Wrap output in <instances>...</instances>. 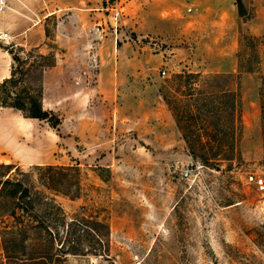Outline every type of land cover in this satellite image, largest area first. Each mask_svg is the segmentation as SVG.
Wrapping results in <instances>:
<instances>
[{"label":"rangeland","instance_id":"374dc122","mask_svg":"<svg viewBox=\"0 0 264 264\" xmlns=\"http://www.w3.org/2000/svg\"><path fill=\"white\" fill-rule=\"evenodd\" d=\"M102 2L105 31L96 21L81 30L82 2L44 18L43 51L0 28L11 36L0 42L7 76L12 53L24 67L39 63L32 49L63 63L46 88L39 68L22 75L14 63L21 85L37 89L41 78L42 107L60 123L0 106V164H12L19 179L31 174L37 187L34 165H77L78 197L56 201L68 216L109 228L105 252L57 264H264V0H243L247 19L234 0ZM57 26L64 41H56ZM244 35L257 38L255 49ZM231 63L254 68L240 75L236 154L206 166L189 153L160 90L175 73H218ZM220 143L228 141L212 138L206 147ZM0 264H15L1 241Z\"/></svg>","mask_w":264,"mask_h":264},{"label":"trees","instance_id":"16d2710c","mask_svg":"<svg viewBox=\"0 0 264 264\" xmlns=\"http://www.w3.org/2000/svg\"><path fill=\"white\" fill-rule=\"evenodd\" d=\"M234 3L238 16L247 19L249 14L243 0H234ZM256 39L252 35L242 37L254 49ZM34 51L31 55L39 63L29 67H24L19 56L12 53V60L19 65L22 75L32 68L34 71L39 68L42 74L45 68L54 65L53 54L36 49L28 52ZM14 63L9 76L0 82V106L14 108L24 117L44 120L57 128L59 117L42 107L41 78L37 89L21 85L23 80L16 77ZM252 71V66L241 65L232 73L181 71L166 80L160 90L189 153L206 166L235 157V138L241 129L239 80L242 73ZM212 138L228 144L220 143L208 150L206 142ZM0 168V241L9 260L15 264H57L67 255L105 252L108 224L91 216L70 217L55 199V195L78 197L77 165H34L32 170L38 187L31 174L22 173L23 180L16 176L17 172H11L12 164L1 163ZM7 204L9 208L3 210Z\"/></svg>","mask_w":264,"mask_h":264},{"label":"crops","instance_id":"0c3cea01","mask_svg":"<svg viewBox=\"0 0 264 264\" xmlns=\"http://www.w3.org/2000/svg\"><path fill=\"white\" fill-rule=\"evenodd\" d=\"M6 8L0 13V28L8 30L13 33L15 36L24 38L25 43L29 44L30 47L37 48L38 50L43 51L45 32H44V18L56 14L60 11L65 12V10H71L74 6H79L82 2L87 6L85 12H79V16L85 17V25L81 27V30L85 31L91 28V24H94L95 21L100 25L101 31H105L106 27V16H105V6L103 5L102 0H5ZM78 2V4H77ZM36 3V4H34ZM101 5V6H100ZM97 9V10H93ZM97 11V12H91ZM43 18V19H42ZM68 21L75 22V14L67 16ZM89 20V22H88ZM65 22V18L62 19V23ZM97 23V24H98ZM102 23L104 27L102 26ZM81 26V22H79ZM98 26V25H97ZM6 32V31H0ZM8 33V32H7ZM9 34V33H8ZM65 35L62 31L59 30L57 26V36L56 41H64ZM11 37V36H10ZM83 38L80 39V45H83ZM79 45V46H80ZM94 50V48H93ZM85 51V50H83ZM63 63L57 62L46 69L43 70V86L46 88L49 76L57 74L61 69ZM234 63L227 64L226 68L222 73H230L236 70L237 67ZM6 68L5 73L0 72V79L8 77L6 74L8 72ZM220 73V72H218ZM25 119L34 120L35 118L26 117Z\"/></svg>","mask_w":264,"mask_h":264},{"label":"built area","instance_id":"2783aa9c","mask_svg":"<svg viewBox=\"0 0 264 264\" xmlns=\"http://www.w3.org/2000/svg\"><path fill=\"white\" fill-rule=\"evenodd\" d=\"M6 8V1L5 0H0V13ZM10 38V35L7 32H0V42L6 41L7 39ZM152 45L156 46L158 49L161 48V45H158L155 41L152 42ZM161 74H165V70L162 69ZM181 174L183 177H187L190 174V170L188 168L184 169L181 171ZM262 180L259 179L258 183L261 184Z\"/></svg>","mask_w":264,"mask_h":264}]
</instances>
